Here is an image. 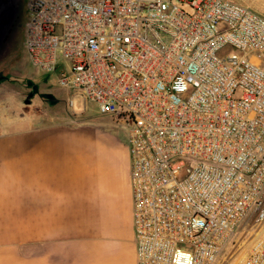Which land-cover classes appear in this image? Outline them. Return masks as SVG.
I'll return each instance as SVG.
<instances>
[{"label": "built area", "instance_id": "built-area-1", "mask_svg": "<svg viewBox=\"0 0 264 264\" xmlns=\"http://www.w3.org/2000/svg\"><path fill=\"white\" fill-rule=\"evenodd\" d=\"M24 50L128 127L137 264H217L250 212L236 264H264L262 15L230 0H29Z\"/></svg>", "mask_w": 264, "mask_h": 264}, {"label": "crops", "instance_id": "crops-1", "mask_svg": "<svg viewBox=\"0 0 264 264\" xmlns=\"http://www.w3.org/2000/svg\"><path fill=\"white\" fill-rule=\"evenodd\" d=\"M22 93L0 76V264H137L127 144L116 181L119 234L111 235L96 225L110 218L114 181L85 195L108 168L81 161L85 150L71 127L37 126Z\"/></svg>", "mask_w": 264, "mask_h": 264}, {"label": "rangeland", "instance_id": "rangeland-1", "mask_svg": "<svg viewBox=\"0 0 264 264\" xmlns=\"http://www.w3.org/2000/svg\"><path fill=\"white\" fill-rule=\"evenodd\" d=\"M28 1L0 0V76L4 77L7 86L21 88L26 93L29 116L36 118L37 126L58 123L71 127V133L85 150L81 161L92 160L100 167L108 168L107 178L100 173L89 180L85 195L96 197L102 184L114 181L111 185L115 188L110 218L98 224L94 220L93 223L97 224L100 232L117 235L118 161L120 146L128 141V127L117 123L113 115L102 114L94 102H85L77 92L60 87L55 74L41 72L32 66L24 50ZM230 1L248 7L264 17V0ZM35 98L38 104L33 106L31 100L35 101ZM252 217L253 213L250 212L241 222L235 237L229 242L217 264H236L246 255L248 240L254 236L252 231L248 232L253 223Z\"/></svg>", "mask_w": 264, "mask_h": 264}]
</instances>
